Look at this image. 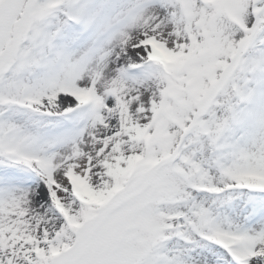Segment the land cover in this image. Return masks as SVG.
Segmentation results:
<instances>
[{
	"label": "snow or ice",
	"instance_id": "obj_1",
	"mask_svg": "<svg viewBox=\"0 0 264 264\" xmlns=\"http://www.w3.org/2000/svg\"><path fill=\"white\" fill-rule=\"evenodd\" d=\"M0 264H264V0H0Z\"/></svg>",
	"mask_w": 264,
	"mask_h": 264
}]
</instances>
